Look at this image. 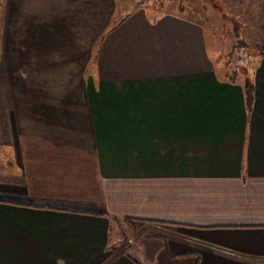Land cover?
Here are the masks:
<instances>
[{
    "label": "crops",
    "instance_id": "crops-1",
    "mask_svg": "<svg viewBox=\"0 0 264 264\" xmlns=\"http://www.w3.org/2000/svg\"><path fill=\"white\" fill-rule=\"evenodd\" d=\"M116 2H2L0 264H264V57L248 110L200 25Z\"/></svg>",
    "mask_w": 264,
    "mask_h": 264
},
{
    "label": "rangeland",
    "instance_id": "rangeland-1",
    "mask_svg": "<svg viewBox=\"0 0 264 264\" xmlns=\"http://www.w3.org/2000/svg\"><path fill=\"white\" fill-rule=\"evenodd\" d=\"M110 11L109 26L116 24L121 17L127 16L133 10L142 7L153 9L158 13H174L189 18L200 25L205 32L207 55L215 70L221 69L225 60L230 64L247 68L248 75L253 80L256 66L259 62L252 49L232 51L236 40L241 39L246 45L264 48V22L241 20L239 13H234L233 6L223 5L219 0H116ZM217 2V4H214ZM95 19L100 9L94 4ZM103 12L108 13L107 10ZM99 22V21H97ZM95 21V27L96 23ZM108 23V22H107ZM261 24V26H260ZM229 52H231L229 54ZM229 55V56H228ZM228 56V57H227ZM226 62V61H225ZM218 70V71H219ZM254 70V71H253ZM252 74V75H251ZM131 232L125 227L115 226L111 234V242L123 243L127 241Z\"/></svg>",
    "mask_w": 264,
    "mask_h": 264
},
{
    "label": "trees",
    "instance_id": "trees-1",
    "mask_svg": "<svg viewBox=\"0 0 264 264\" xmlns=\"http://www.w3.org/2000/svg\"><path fill=\"white\" fill-rule=\"evenodd\" d=\"M2 2L3 0H0V9L2 7ZM214 4H217V2H215ZM124 17H121V19L117 21L116 24L120 23L124 19ZM114 25H112V27H114ZM247 48L252 49V52L256 54L257 56L256 58H258V60L264 57L263 47H255V46L250 47L246 45L241 39L236 40V43L232 46L231 50L235 52L237 50H240V49L242 50V49H247ZM230 53L231 52H229V54ZM225 61L222 64L223 67L220 70L214 69L215 77L218 80H221L227 83L239 84L243 89L245 106L249 110V108L252 105V101H253V84H252L251 76L248 75V69L245 67L240 68L237 64L232 65L230 64L229 60H225ZM124 221L126 223H130V221L128 220H124Z\"/></svg>",
    "mask_w": 264,
    "mask_h": 264
}]
</instances>
